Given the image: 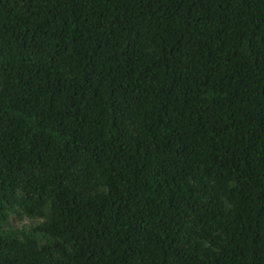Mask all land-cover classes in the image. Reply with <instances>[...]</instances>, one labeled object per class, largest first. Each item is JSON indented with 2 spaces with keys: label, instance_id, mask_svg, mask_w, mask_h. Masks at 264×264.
I'll return each instance as SVG.
<instances>
[{
  "label": "trees",
  "instance_id": "16d2710c",
  "mask_svg": "<svg viewBox=\"0 0 264 264\" xmlns=\"http://www.w3.org/2000/svg\"><path fill=\"white\" fill-rule=\"evenodd\" d=\"M0 264H264V0H0Z\"/></svg>",
  "mask_w": 264,
  "mask_h": 264
}]
</instances>
